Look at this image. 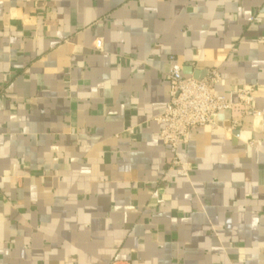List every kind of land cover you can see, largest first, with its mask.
<instances>
[{
  "label": "crops",
  "instance_id": "obj_1",
  "mask_svg": "<svg viewBox=\"0 0 264 264\" xmlns=\"http://www.w3.org/2000/svg\"><path fill=\"white\" fill-rule=\"evenodd\" d=\"M171 57L264 109V0H0V264H264V117L194 127L178 175Z\"/></svg>",
  "mask_w": 264,
  "mask_h": 264
},
{
  "label": "built area",
  "instance_id": "obj_2",
  "mask_svg": "<svg viewBox=\"0 0 264 264\" xmlns=\"http://www.w3.org/2000/svg\"><path fill=\"white\" fill-rule=\"evenodd\" d=\"M96 48L103 49L102 39L97 40ZM166 76L169 83L168 101L164 112L155 121L162 125L160 134L172 155L170 167L180 176L188 177L192 169L189 163L182 160L180 147L188 143L194 127H213L221 111L230 112L232 127L246 115L252 116L254 122L264 117V109L255 105L254 86H238L228 92L219 90L222 74L218 68L209 69L203 76L186 74L171 57Z\"/></svg>",
  "mask_w": 264,
  "mask_h": 264
},
{
  "label": "water",
  "instance_id": "obj_3",
  "mask_svg": "<svg viewBox=\"0 0 264 264\" xmlns=\"http://www.w3.org/2000/svg\"><path fill=\"white\" fill-rule=\"evenodd\" d=\"M183 72L190 74V73H193V70L191 68L184 67Z\"/></svg>",
  "mask_w": 264,
  "mask_h": 264
}]
</instances>
